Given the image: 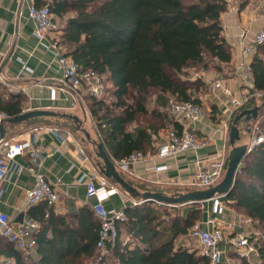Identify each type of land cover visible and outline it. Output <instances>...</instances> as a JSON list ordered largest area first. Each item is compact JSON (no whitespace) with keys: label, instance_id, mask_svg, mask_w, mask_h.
<instances>
[{"label":"trees","instance_id":"obj_1","mask_svg":"<svg viewBox=\"0 0 264 264\" xmlns=\"http://www.w3.org/2000/svg\"><path fill=\"white\" fill-rule=\"evenodd\" d=\"M36 3L49 5L55 17L62 20L61 41L80 71L93 70L104 77L105 83L107 79L112 82L115 100H106L107 84L103 97L86 94L85 98L95 122L97 141L119 160L138 151L153 152L154 135L160 131L172 127L181 130L164 110L170 96L201 105L195 90L202 81L183 79L181 74L187 68H219L232 59L221 20L227 0ZM251 66L255 86L264 90V46L254 54ZM151 94L161 103L159 107L149 109ZM23 101L21 93H10L8 100L0 94V109L7 118L16 116L24 111ZM147 114L150 118L144 125L138 123L130 128L139 115ZM226 200L264 226V142L247 152ZM191 206L183 214L178 206H158L150 201L127 205L126 219L117 224L116 240L106 242L101 250L97 246L100 221L89 204L65 215L41 201L25 209L27 216L39 223L36 246L20 250L0 237V256L5 257L1 264H208L197 248L182 239L200 218V203ZM123 233L128 238L123 239ZM254 242L258 253L251 258L240 257L238 264H264V232Z\"/></svg>","mask_w":264,"mask_h":264},{"label":"crops","instance_id":"obj_2","mask_svg":"<svg viewBox=\"0 0 264 264\" xmlns=\"http://www.w3.org/2000/svg\"><path fill=\"white\" fill-rule=\"evenodd\" d=\"M27 10L28 2L26 0H0V76L4 79V81L0 80V86H9V94L21 93L23 95L24 111L44 108L63 114L73 112L83 120L82 125L92 135V139L97 140L95 124L89 110L81 104L72 107L71 94L68 91L58 89L60 84L58 80L62 72L57 58L46 48L37 45L32 35L34 25L28 18ZM56 18L62 28L61 19ZM221 20L224 35L231 46L232 59L229 63H221L219 68L212 67L211 69L203 70L205 75V77L203 75V81L207 79L206 77H209L210 80L216 73H219L225 83L233 89L234 93L240 94L239 65L244 60L249 59H244L241 55L242 45L248 39L242 35L246 34L247 37H250L264 26L263 0H242L240 3L239 0H228L227 10L222 13ZM210 100V103L215 106V110L212 111L210 106L208 108L212 115L214 116L215 114L216 117L204 118L202 122L197 124L196 130L201 135L210 133L222 117L223 105L216 100L213 94L210 96ZM77 110L79 113H77ZM59 117L69 119L60 115L41 117L28 123V125L25 122L13 124L8 126L6 137L19 140L30 139L34 129H37L44 144L43 163L39 171L59 191V200L53 204L54 210L57 213L68 215L75 208L84 204L91 206L95 201L96 198H87L86 196V179L79 181L83 174L90 172L94 165L92 164L88 147L85 144L86 141L89 142L88 139L79 138L74 131L63 126L55 127L50 124L39 123L40 121ZM258 122H260V127L264 130V111L262 113L261 111L259 112L258 120H254L251 126H255ZM241 126L244 128L245 125L241 124ZM51 128L57 130H51ZM163 134L164 131L154 135V151L146 152L145 161L135 164L131 168V172L124 174V176L141 191L158 190L166 194L183 192L182 190L184 189L177 188V185L180 187V185H186L192 181L195 154L190 152L181 153L176 156L159 159L154 163L153 157L157 152L158 144L163 139ZM252 137L251 133L246 131L241 134L239 143L248 145ZM223 142L224 140L219 136L216 143H212L209 149L221 147ZM207 150L208 148L203 149L200 154H204ZM81 151L86 156V160L81 156ZM17 161L21 164H26L28 156H18ZM158 164H165L167 168L155 170L154 167ZM95 168L99 180L104 179L110 185L116 186L111 179L104 176L98 165ZM36 179L35 173L24 169L21 174L14 175L11 180L0 182V211L8 213L17 222V218L27 208L26 192L35 184ZM117 188V191L109 193L105 199V204L124 209L127 205L132 204L134 197L126 193L122 188L118 186ZM199 203L202 210L197 221L202 222L208 216L211 202L206 200ZM176 206L181 207L183 214L187 212L188 208L185 205ZM26 218L27 214H25L23 220ZM219 218L223 222L222 226L224 229L232 226L235 230L244 231L247 234L249 232L254 234L259 232L256 225H253V223H256L255 220L237 211L231 205L230 207L227 206L226 212L220 215ZM186 236H183L182 239L186 245H189ZM251 241H254V239ZM226 256L227 254L222 264H227ZM2 260H5L3 255L0 256V261Z\"/></svg>","mask_w":264,"mask_h":264},{"label":"built area","instance_id":"obj_3","mask_svg":"<svg viewBox=\"0 0 264 264\" xmlns=\"http://www.w3.org/2000/svg\"><path fill=\"white\" fill-rule=\"evenodd\" d=\"M28 2V18L33 22L32 35L37 45L46 48L57 58L59 68L62 72L59 78L58 89L68 91L72 97V107L81 104L89 110L85 100V95L89 94L96 98H101L105 94L104 77L93 70L80 71L79 66L73 57L66 54L65 46L61 41V27L51 12L49 5H37L36 0H26ZM247 39L241 49L244 60L239 65V81L241 86L240 94H235L233 89L225 83L219 73H216L209 83L216 100L223 105L220 122L208 133L201 135L196 130L197 124L204 120V110L202 105L194 101H177L173 96L169 97V104L165 111L169 118L179 124L181 130L172 127L163 134L162 141L157 146V152L153 157L156 163L159 159L176 156L181 153L195 154L193 178L189 183L208 188L218 183L225 174L229 147L230 127L235 115L245 108H251L261 104L264 100V90L259 89L254 84L251 60L264 46V27L256 31ZM0 80L4 81L2 76ZM90 112V111H89ZM7 118V114L0 109V123ZM95 124V122H94ZM57 130L51 128V130ZM96 130V127H95ZM224 140L221 147L209 149L212 143H216L217 137ZM264 142V130L255 125L253 137L248 144V151L254 145ZM208 148L204 154L200 151ZM44 144L37 129H34L30 139L7 138L0 140V182L9 181L14 175H19L24 169L35 173L37 176L35 184L26 192L27 207L41 201L49 205L55 204L59 200V191L56 186L40 172L43 163ZM28 156V162L21 164L17 157ZM81 156L86 160V156L81 151ZM116 168L123 174L131 172V168L140 162L145 161V154L134 152L121 160L111 157ZM155 170L167 168L165 164H158ZM240 170V169H239ZM86 179L87 198H96L91 207L100 221L99 240L97 246L103 250L106 242H114L118 236V222L126 219L123 208L107 206L105 199L111 191H117V186L110 185L106 180L97 177V170L94 167L90 172L84 173L79 181ZM146 200L134 198L132 205H137ZM210 210L204 221H197L189 230L190 236L196 241L199 254L206 257L208 264H222L226 252L232 248L239 257L251 258L258 253V247L251 241L244 231L235 230L232 226L228 232L223 228V222L219 218L227 210L226 195L215 194L209 199ZM159 206L167 205L156 202ZM176 206V205H168ZM39 223L28 217L23 222H15L8 213L0 211V237L20 250H32L36 244L35 231ZM232 233V235H228ZM228 233V234H227Z\"/></svg>","mask_w":264,"mask_h":264},{"label":"water","instance_id":"obj_4","mask_svg":"<svg viewBox=\"0 0 264 264\" xmlns=\"http://www.w3.org/2000/svg\"><path fill=\"white\" fill-rule=\"evenodd\" d=\"M264 107V100L261 104L251 108H245L233 118L230 132L229 143L231 149L228 155V162L224 177L218 183L208 188L193 189L185 192H176L174 194H166L162 191L146 190L141 191L132 182L124 177V175L116 168L111 156L105 149L104 145L97 140H93V144L97 148V157L101 160L99 166L105 177L113 179L126 193L134 198L143 199L150 202H161L167 205H187L191 203L204 202L209 200L215 194L227 195L235 185L236 175L241 167V163L248 152L246 143H239L241 140V126H246V131H251V122L259 118V112ZM65 116L74 120L79 129L85 132L86 139H91L90 133L82 128L83 120L74 114L60 113L51 109L35 108L23 111L13 117L6 118L0 123V140L7 135L8 126L12 124L22 123L36 117H55ZM26 212H22L17 218V222H22ZM1 264V261H0Z\"/></svg>","mask_w":264,"mask_h":264},{"label":"rangeland","instance_id":"obj_5","mask_svg":"<svg viewBox=\"0 0 264 264\" xmlns=\"http://www.w3.org/2000/svg\"><path fill=\"white\" fill-rule=\"evenodd\" d=\"M228 1V0H227ZM242 0H239V3L241 2ZM263 3H264V0H263ZM62 21V20H61ZM264 26H262L261 28H263ZM261 28H259L258 30H260ZM211 69V68H210ZM203 70L205 71V70H207V69H202L201 67H199V66H196V67H189V68H187L182 74H181V77L183 78V79H191V80H195V79H197V78H200V80L202 81V83H201V85H200V87L198 88V89H196L195 90V96H197L199 99H200V101H201V105H202V108H203V110H204V117L205 118H215L216 117V115L214 114V116L212 115V113H211V111H210V109L208 108L209 106L210 107H212V103H210L211 102V100H210V96L213 94V92H212V89H211V85H210V83H209V77H206L207 79L205 80V81H203V75H204V72H203ZM204 77H205V75H204ZM105 84H107V86H108V90L106 91V95H105V98H106V100L108 101V102H110V101H112V100H115V96L113 95V85H112V82L109 80V79H107L106 80V83ZM10 87L9 86H7V85H3V87L2 86H0V94L3 96V98L5 99V100H8V97H9V91H10V89H9ZM85 100H86V98H85ZM131 100V99H130ZM86 103H87V101H86ZM159 104H161L160 102H158V100L156 99V95H154V94H151L150 96H149V102H148V105H149V109H152L154 106H158L159 107ZM88 105V104H87ZM166 108H164V110H165ZM212 109V111H214L213 110V108H211ZM77 113H79V111L77 110ZM70 114H74L73 112H70ZM75 115V114H74ZM168 116V115H167ZM235 117V116H234ZM149 118H150V115L149 114H147V115H139V117H138V121L137 122H134V123H132L131 125H130V128L131 127H133L134 126V124H145L146 123V121L147 120H149ZM258 120V119H257ZM253 122V121H252ZM251 122V123H252ZM39 123H45V124H50V125H53V126H63V127H65V128H68V129H70V130H72V131H74L76 134H77V136L79 137V138H86V136H85V134H84V132L82 131V129H79L78 128V126H77V124L73 121V120H71V119H66V118H63V117H59V118H53V119H47V121H40ZM260 122H258L256 125L257 126H260V124H259ZM241 124H243V123H241ZM241 124H240V126H241ZM26 125H28V123L26 124ZM25 125V126H26ZM245 125V124H244ZM26 127H28V126H26ZM75 127V128H74ZM81 127L82 128H84L85 126L84 125H81ZM250 127H251V131H250V133H251V137L253 136V128L255 127L254 125H250ZM244 128H245V130H244ZM244 128H242L241 129V134H244L245 132H246V126H244ZM160 132H163V131H160ZM87 140V139H86ZM93 139H92V135H91V139H89V142L88 141H86L85 142V144L87 145V147H88V151H89V153H90V157H91V160H92V164L94 165V166H96V165H98L99 166V164H100V162H101V160L97 157V154H96V152H97V148H96V146L93 144ZM227 146L229 147V151H230V149H231V146H230V143H229V141L227 142ZM99 169H100V166H99ZM101 171V170H100ZM123 174V173H122ZM124 175V174H123ZM125 177V176H124ZM224 177V175L219 179V181L218 182H220L221 180H222V178ZM113 182V181H112ZM116 186H118L116 183H114ZM179 185H177V188H179V189H181V188H183L184 190H182L183 192H185V191H189V190H193V189H200V187L199 186H196V185H191V184H189V182L186 184V185H180V187H178ZM119 188H121L120 186H118ZM157 204V203H156ZM226 204H227V206L228 207H230V204H229V202H227V200H226ZM158 205V204H157ZM159 206V205H158ZM166 206H168V205H166ZM185 207H187V208H189V207H191V204H187V205H185ZM181 208V207H180ZM172 212H173V210H172ZM253 225H256V227H257V229H258V233H256V234H254V233H251V232H249L248 233V236H249V238H250V236H252V238H250L251 240H253V239H256V238H253V237H258V236H261V234H263V232H264V226L262 225V224H257V223H253ZM228 230H231V229H225V231L226 232H228ZM228 234V233H227ZM258 234V235H257ZM229 236L230 235H232V233L230 234V232H229V234H228ZM187 237V240H188V242H189V246H193V247H195V248H197V243H196V241L190 236V234H188V236H186ZM122 238L123 239H126V238H128V235L127 234H125V233H123L122 234ZM226 254H227V256H226V258H227V260H226V263L227 264H238L239 263V260H240V257L238 256L239 254H237L232 248H229L228 250H227V252H226Z\"/></svg>","mask_w":264,"mask_h":264}]
</instances>
